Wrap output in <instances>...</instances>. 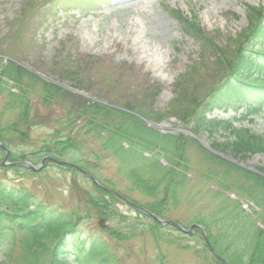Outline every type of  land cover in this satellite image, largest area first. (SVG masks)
I'll return each instance as SVG.
<instances>
[{"label": "trees", "instance_id": "1", "mask_svg": "<svg viewBox=\"0 0 264 264\" xmlns=\"http://www.w3.org/2000/svg\"><path fill=\"white\" fill-rule=\"evenodd\" d=\"M59 1L70 8H91L95 3L104 4V0H57V5ZM168 13L186 35L199 43L201 59L177 78L174 86L176 95L168 112L165 115L155 114L154 120L161 122L165 117L172 116L190 125L193 133H207L211 137L212 132L229 130L225 141H214L211 147L235 161L264 155L263 137L246 129H235L229 120L208 118V114L216 108L226 111L229 108L235 110L242 104L264 103V9L247 5L246 27L230 36L225 47L218 46L214 38L203 34L195 16L188 18L174 9L168 10ZM207 53L213 56L214 61L201 57ZM80 63L82 57L76 56L75 70L57 69L56 75L76 84V89H87L89 82L80 77ZM211 68L215 69L214 73L210 72ZM81 80L86 81L84 86L80 85ZM147 91L146 97L150 96V91ZM0 96L4 98L3 111L0 112V143L7 149L14 144L35 145L30 136L31 130L34 123L40 122V110H46L54 129L50 139L36 141L34 152L38 160L46 156L73 160L70 155L76 152L77 145L71 137L72 131L75 126L85 130V134L93 139L103 140V149H112L113 155L121 162L124 176L129 180L128 192L140 193L147 201L143 205L136 200L133 202L160 218H163L167 207L176 206L177 193L189 181L187 175L191 165L185 151L194 148L209 164L208 168H204V182L215 184L221 194L214 193V196L221 195L223 198L224 214L214 217L210 223L200 222L212 249L228 264H264V169L257 168L259 173H255L204 150L192 138L180 134H159L145 122L150 114L146 101L137 106L135 102L128 101L121 109L97 101L78 103L72 93L40 80L10 61L0 67ZM256 111L255 108L252 110ZM6 112L11 114L12 119L2 120ZM124 143L128 148H124ZM144 153L155 155L149 158ZM159 155L167 162L166 166L158 161ZM10 160L28 159L20 153H10ZM90 164L84 160L78 163L87 171L94 168ZM65 170L71 172L73 184L76 178V188L81 191L78 202L83 207L80 210L76 208L63 212L49 208L29 190L0 180V253L5 250L4 262L0 264H9L15 247L19 251L16 264H119L114 248L140 237L150 238L156 246L193 249V255L206 264H221L209 252L198 232L188 240L201 246V249L181 246L179 240L186 237L170 226H159L138 212H135L136 217L123 215L118 209L120 201L115 196L86 181L84 176L82 179L86 185L82 187L77 180L80 174L71 168ZM90 174L101 185L111 187L100 176ZM227 193L253 202L256 208L262 209L261 214L255 213L257 220L244 216L240 203L225 197ZM92 218L103 219L115 226L124 224V227L101 230L107 238L81 235L79 224ZM257 222L262 224V228L256 225ZM211 229L221 234L224 232L222 236L228 235V244L220 243L222 236H213ZM108 239L121 245L110 249Z\"/></svg>", "mask_w": 264, "mask_h": 264}, {"label": "rangeland", "instance_id": "2", "mask_svg": "<svg viewBox=\"0 0 264 264\" xmlns=\"http://www.w3.org/2000/svg\"><path fill=\"white\" fill-rule=\"evenodd\" d=\"M103 3H95L91 8H70L61 1L57 5V0H0V67L9 61L16 63L40 80L72 93L78 103L97 101L121 109L128 101L135 102V106L146 101L150 114L145 121L151 129L162 135L180 134L197 139V144L206 151L198 143L200 140L209 147L214 141H225L229 134L227 129L212 132L211 137L207 133H193L190 125L172 116L165 117L161 122L154 120L155 114L165 115L168 112L176 95L174 86L177 78L201 59L199 43L184 33L168 10L177 9L186 17L194 15L203 34L214 38L218 46L225 47L230 36L246 27V6L264 9V0H104ZM76 56L82 57L78 70L82 73L80 77L89 82L87 89H76V84L56 75L57 69L75 70ZM201 57L214 61L210 53ZM53 65L55 67H51ZM210 72L214 73L215 69L211 68ZM86 81L81 80L79 83L84 86ZM146 88L150 91L148 97L145 96L148 93ZM3 99L0 96V112L3 111ZM254 108L256 112L251 111ZM211 117L215 120H230L233 128L246 129L264 138V103L242 104L237 110L227 112L216 109ZM49 118L50 114L46 110L38 113L40 122L34 123L30 134L35 145L38 140L50 139L54 123ZM10 119L12 116L8 112L2 116V120ZM74 128L71 137L77 150L70 155L73 160L67 161L91 162L94 168H89L90 173L100 176L126 198L145 204L147 201L140 193L128 192L129 180L124 176L121 162L113 155L112 149H103L102 139H93L91 135L85 134V130L76 129V126ZM35 145L14 144L8 150L13 154H22L24 159H28L27 162L36 166L40 160L34 152ZM123 145L128 148L127 144ZM145 155L151 158L155 153ZM222 156L224 160L253 172H257V168L264 169V155L251 156L242 162L234 161L224 154ZM185 157L191 165L187 175L189 181L177 193L176 206L167 207L163 218L174 220L187 228L192 224L199 225L201 221L210 223L225 211L222 196H214V193L221 194L216 185L204 182V168H208L209 164L194 148L185 151ZM2 158L0 155V180L5 184L29 190L49 208L63 212L82 209L83 205L78 202L81 191L76 188V178L73 184L71 172L55 165L47 166L39 173L11 168L2 165ZM159 158L166 165L163 156L159 155ZM77 180L82 187L86 185L81 175H78ZM225 197L240 203L244 216L249 215L257 220L258 215L255 213H262V209L256 208L253 202H247L233 193H227ZM121 203L118 209L123 215L136 217L132 209ZM99 222V218L82 221L78 232L85 236L107 238L101 230L124 227V224L115 226L104 220L99 226ZM256 225L262 227L260 222ZM211 232L213 236L224 234L217 233L215 229H211ZM172 235L177 237L173 232ZM188 238L191 237L179 240L181 246L201 249ZM229 240L228 235H224L220 243L227 245ZM107 241L110 249L114 245H121L109 239ZM4 251L1 250L0 263L4 262ZM113 251L119 258V264H206L193 255V249L156 246L147 237L123 243L122 247L114 248ZM18 256V248L15 247L9 264H16Z\"/></svg>", "mask_w": 264, "mask_h": 264}, {"label": "water", "instance_id": "3", "mask_svg": "<svg viewBox=\"0 0 264 264\" xmlns=\"http://www.w3.org/2000/svg\"><path fill=\"white\" fill-rule=\"evenodd\" d=\"M201 143H202V142H201ZM202 144H203V143H202ZM0 149L4 152V157H3V160H2V165H4V166L6 165V166H12V167H16V166H17V167H25V168H27V169L33 171V172H39V171L42 169V167H43V165L45 164V162L48 161V162L56 163V164L59 165V166H70V167H73V168L76 169V166H74V165H72V164H70V163L63 162V161H58V160H54V159H52V158H50V157H46V158L42 159L40 165H38V166H36V167L32 166L30 163H27V162H20V163H15V164H9V163H6V161H7V159H8V155H9L8 150H7L5 147H3L1 144H0ZM86 176H87L90 180H92V182H93L94 184L98 185V183L96 182V180H95L93 177H91L90 175H87V174H86ZM112 193L115 194V195H117V194L114 193V192H112ZM117 196H118V195H117ZM125 202H126L130 207H132L133 209L137 210L138 212H140V213H142V214H144V215L150 217L151 219H153L154 221H156V222H157L159 225H161V226H167V225H170V226H172L174 229H176L178 232H181V233L186 234V235H191L194 229L198 230V231L201 233V235L203 236V238L205 239L206 244L209 246L208 241H207V239H206V237H205V234H204V232H203V230H202V228H201L200 226H198V225H192V226H190L188 229H184V228H182L180 225H178V224H177L176 222H174V221H171V220H169V221H163V220H160V219H158L156 216H154L153 214H151L150 212H148V211H146V210H144V209H142V208H140V207H138V206H136V205H134V204L128 202L127 200H126ZM221 262H222L223 264H226L224 261H221Z\"/></svg>", "mask_w": 264, "mask_h": 264}, {"label": "bare ground", "instance_id": "4", "mask_svg": "<svg viewBox=\"0 0 264 264\" xmlns=\"http://www.w3.org/2000/svg\"><path fill=\"white\" fill-rule=\"evenodd\" d=\"M153 56H156V55L153 54ZM196 140H197V139H195V141H196ZM200 141L203 143V145H204L206 148L210 149L211 145H210V147H209L208 144H206L205 141H203V140H200Z\"/></svg>", "mask_w": 264, "mask_h": 264}]
</instances>
